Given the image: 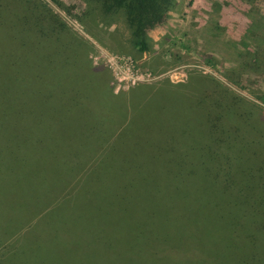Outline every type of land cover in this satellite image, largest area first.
I'll use <instances>...</instances> for the list:
<instances>
[{
	"label": "trees",
	"instance_id": "obj_1",
	"mask_svg": "<svg viewBox=\"0 0 264 264\" xmlns=\"http://www.w3.org/2000/svg\"><path fill=\"white\" fill-rule=\"evenodd\" d=\"M83 1L93 22L121 15L140 53L150 51V32L175 5ZM85 44L43 2L0 0V121L16 124L19 134L10 136L0 123V139L24 137L18 153L29 158L16 157L9 170L0 167V264L17 261L23 249L7 245L13 239L26 245L25 237H14L29 229H39L38 251L31 261L26 253L22 264H136L135 250L143 246L138 240L161 235L156 219L165 207V186L189 182L180 171L189 172L197 160L221 157L229 145L241 148L237 116L245 121L247 114L237 110L241 100L233 94L196 77L187 85L164 81L113 95L93 69L84 75L72 68L86 65L80 58ZM218 97L235 101L223 106ZM258 160L252 171L261 185L264 160ZM116 227L119 236L132 232L118 254L111 243Z\"/></svg>",
	"mask_w": 264,
	"mask_h": 264
},
{
	"label": "rangeland",
	"instance_id": "obj_2",
	"mask_svg": "<svg viewBox=\"0 0 264 264\" xmlns=\"http://www.w3.org/2000/svg\"><path fill=\"white\" fill-rule=\"evenodd\" d=\"M39 1L86 43L88 49L80 56L86 65L76 62L72 68L84 75L93 69L111 94L164 81L187 85L200 77L241 100L237 110L247 114L242 121L233 112L242 134L240 150L233 149V144L222 148L225 156L207 158L204 163L199 159L191 164L192 169L188 167L189 172L180 171L182 178L190 177L189 182L165 186V207L156 219L161 235L138 240L143 246L135 250V263L264 264V214L258 211L264 209V184H259L252 171L259 168L258 158L264 160V1L175 0L165 23L150 32V51L142 53L132 46L121 15H113L111 22H93L83 0H59L64 8L51 0ZM197 85L206 93L200 80ZM221 101L219 104L229 106L235 100ZM0 123L7 124L10 136L19 135L16 124ZM0 140L1 169L13 168L18 156L29 159L18 153L24 137ZM247 177L252 178L249 184ZM253 211H257L256 217H252ZM39 233V229H29L16 234L15 239L27 240L26 245L14 239L7 245L10 251L23 249L11 264H22L26 253L31 261L38 251ZM128 235L131 230L119 236L116 227L111 234L114 254L131 243Z\"/></svg>",
	"mask_w": 264,
	"mask_h": 264
}]
</instances>
